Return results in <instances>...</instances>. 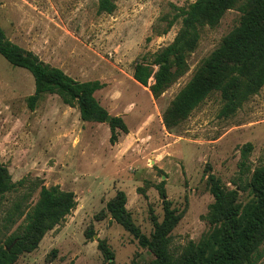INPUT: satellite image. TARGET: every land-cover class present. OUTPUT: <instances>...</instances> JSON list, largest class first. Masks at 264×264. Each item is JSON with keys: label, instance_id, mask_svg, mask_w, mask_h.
<instances>
[{"label": "rangeland", "instance_id": "1", "mask_svg": "<svg viewBox=\"0 0 264 264\" xmlns=\"http://www.w3.org/2000/svg\"><path fill=\"white\" fill-rule=\"evenodd\" d=\"M192 2L116 0L112 14H99L97 0H0V28L6 37L77 81L104 84L95 98L128 129L112 145L107 123L82 122L78 109L56 95H45L30 111L26 99L34 92L33 77L0 57V163L13 182H23L21 193L34 188L29 206L37 201L41 186L71 191L76 201L38 248L14 264H45L53 251L51 264H109L98 250L99 240L107 243L115 264L150 261L149 251L121 226L108 216L98 219L106 203L123 191L134 223L150 236L152 218L163 217L161 185L172 207L183 213L171 233V250L178 253L208 230L204 217L213 199L207 176L213 174L233 189L245 144L252 146L246 164L251 170L261 164L264 86L228 118L219 117L222 102L214 93L178 127L167 130L162 122L163 112L199 64L238 25L236 9L227 11L216 27L202 30L187 57V72L158 99L132 78L136 61L175 38L179 20L158 35L166 28L164 19ZM13 197L6 196L5 207ZM247 198V192L240 193L241 200ZM91 227L94 235L88 240L85 231ZM261 251L259 264H264V243Z\"/></svg>", "mask_w": 264, "mask_h": 264}, {"label": "trees", "instance_id": "2", "mask_svg": "<svg viewBox=\"0 0 264 264\" xmlns=\"http://www.w3.org/2000/svg\"><path fill=\"white\" fill-rule=\"evenodd\" d=\"M116 0H97L99 14H112ZM236 9L239 23L226 34L218 47L195 70L189 82L176 94L162 115L167 130L184 122L211 94L218 93L222 106L220 118L236 113L264 86V0H193L187 7L176 8L166 21L165 34L178 20L180 28L173 41L160 50L143 55L136 61L132 78L148 87L158 99L187 70V57L196 49L205 27H216L224 14ZM0 57L13 67L31 74L34 92L26 99L27 108L34 111L45 95H56L68 107H76L82 122L105 123L107 111L95 98L104 88L99 81L80 82L61 69L41 61L33 52L11 42L0 28ZM152 83L149 85V81ZM109 143L115 144L128 129L120 117H111L107 123ZM252 151L245 144L240 151L241 175L231 181L233 189L222 184L213 174L207 176V185L213 202L204 217L208 230L197 242L190 241L180 252L171 250V233L183 213L172 207L163 185L158 187L162 200L161 221L152 218L153 231L144 235L126 209L127 196L117 191L105 206L102 220L108 216L146 248L152 256L148 262L130 264H259L264 243V154L262 162L253 170L246 164ZM242 175H245L243 181ZM23 182H13L8 169L0 163V264H14L21 255L34 252L46 233L58 226L76 207L75 195L59 187L41 186L35 204L28 205L34 188L21 193ZM248 193L247 200L240 193ZM7 195H13L5 207ZM22 219V223L10 233ZM94 235L92 227L85 231L86 239ZM98 250L109 264L113 253L104 240L98 241ZM54 257L55 252H51ZM53 257L51 259H53ZM47 259L45 264H51Z\"/></svg>", "mask_w": 264, "mask_h": 264}, {"label": "water", "instance_id": "3", "mask_svg": "<svg viewBox=\"0 0 264 264\" xmlns=\"http://www.w3.org/2000/svg\"><path fill=\"white\" fill-rule=\"evenodd\" d=\"M110 118H111V116H110V115H108V117H107V119H106V122H105V123H108V122H109V120H110Z\"/></svg>", "mask_w": 264, "mask_h": 264}]
</instances>
